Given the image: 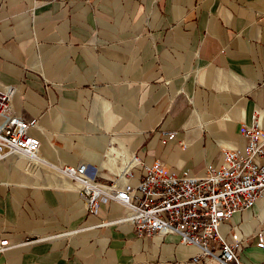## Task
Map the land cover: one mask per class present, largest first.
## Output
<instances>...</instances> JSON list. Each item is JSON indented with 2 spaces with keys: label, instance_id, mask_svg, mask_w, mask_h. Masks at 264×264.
I'll list each match as a JSON object with an SVG mask.
<instances>
[{
  "label": "crops",
  "instance_id": "0c3cea01",
  "mask_svg": "<svg viewBox=\"0 0 264 264\" xmlns=\"http://www.w3.org/2000/svg\"><path fill=\"white\" fill-rule=\"evenodd\" d=\"M0 82L40 140L36 169L0 160V264H220L137 235L116 200L90 211L61 168L135 185L154 160L204 176L244 152L241 124L264 128V0H0ZM263 215L264 194L220 223L243 262L264 264Z\"/></svg>",
  "mask_w": 264,
  "mask_h": 264
},
{
  "label": "built area",
  "instance_id": "2783aa9c",
  "mask_svg": "<svg viewBox=\"0 0 264 264\" xmlns=\"http://www.w3.org/2000/svg\"><path fill=\"white\" fill-rule=\"evenodd\" d=\"M15 86L0 82V160L10 154L25 157V169L34 170L40 140L29 133L37 126L35 118H24L12 111ZM240 131L246 137L245 151L224 148L219 165L209 166L204 176L169 170L160 160L144 164L135 185L128 181L102 183L86 171V163L64 165L61 171L78 184L80 196L90 211L96 212L99 202L116 200L126 209L137 235L173 233L180 242L194 244V256L215 257L220 264H251L240 259L239 241H228L219 232L222 220L241 208H250L264 194V128L256 113ZM39 159V158H38ZM264 220V215L262 217ZM220 250L215 253L210 240ZM8 239L0 237V253L8 247ZM264 247V242L257 243Z\"/></svg>",
  "mask_w": 264,
  "mask_h": 264
},
{
  "label": "bare ground",
  "instance_id": "6f19581e",
  "mask_svg": "<svg viewBox=\"0 0 264 264\" xmlns=\"http://www.w3.org/2000/svg\"><path fill=\"white\" fill-rule=\"evenodd\" d=\"M38 157H36L35 159H37Z\"/></svg>",
  "mask_w": 264,
  "mask_h": 264
}]
</instances>
